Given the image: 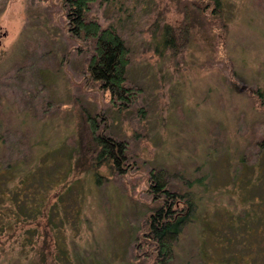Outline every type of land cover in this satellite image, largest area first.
Returning <instances> with one entry per match:
<instances>
[{"label": "rangeland", "instance_id": "1", "mask_svg": "<svg viewBox=\"0 0 264 264\" xmlns=\"http://www.w3.org/2000/svg\"><path fill=\"white\" fill-rule=\"evenodd\" d=\"M60 2L0 0V159L14 175L4 189L41 192L48 206L46 218L0 235V264L36 263L41 249L58 264H136L131 245L153 213L148 168L196 205L165 264H264V219L252 215L264 211V114L248 95L260 91L264 107V0H223L219 51L195 33L174 56L153 51L157 34L147 28L157 9L179 20L173 0L92 3L90 15L128 49L125 77L138 90L125 110L88 79L76 52L88 47L67 38L72 22ZM81 109L99 133L126 144L119 163L100 164L98 174L72 168Z\"/></svg>", "mask_w": 264, "mask_h": 264}, {"label": "trees", "instance_id": "2", "mask_svg": "<svg viewBox=\"0 0 264 264\" xmlns=\"http://www.w3.org/2000/svg\"><path fill=\"white\" fill-rule=\"evenodd\" d=\"M96 1L61 0L58 13L72 22L67 38L71 42L85 43L88 47V49L83 47V50L77 49L76 52L84 54L83 70L87 72L90 82L96 84L100 90L108 92V103L111 106L116 110H125L134 102L138 90L137 87L127 83L125 77L128 49L113 26L101 25L90 15L91 4ZM173 3L175 10L180 13L176 23L164 20L162 11L157 9L148 24L147 28L150 29L151 35L154 37L157 34L153 51L157 54L168 51L174 56L182 44L196 33L211 54H216L228 30L223 0H173ZM259 94L260 91L257 89L248 92L254 106L264 114V107L258 101ZM261 140L263 142L264 137ZM70 143L74 171L92 174H98L97 166L100 164L107 168L113 167V163L117 165L122 157V151L126 148L123 139L115 140L111 136L99 133L94 119L82 109L76 126V135ZM263 144L258 150L264 148ZM160 168L158 167V170ZM114 170L115 179L121 184L123 171L118 167ZM11 173L12 168L0 159V201H14L16 207L22 208L20 211L6 210V207L2 209L0 205V235L6 233V237L22 228L24 222H38L36 220L38 214L46 218L45 210L48 207L47 198H44L41 192L32 190L30 196L24 186L12 188L13 184L12 192L5 190L6 183L14 176ZM147 179L151 181L148 192L153 195V203L146 208L153 213L143 216L140 225L141 236L136 234V240L133 238L131 256L136 258V264H165L171 259L172 245L181 228L192 220L196 205L188 189L184 191L168 189L159 171L154 173L148 168ZM22 180L23 178L19 182L21 183ZM18 192L23 193V197L18 195ZM16 200L20 202L17 203ZM253 214L258 220L264 219V211L261 213L252 210ZM261 232L264 233V229ZM4 241L0 239V249ZM46 244V238H43L42 246ZM43 255L41 249L40 261L35 263L36 260H33L30 264H58L54 259L44 260ZM243 262L246 264L245 261Z\"/></svg>", "mask_w": 264, "mask_h": 264}]
</instances>
